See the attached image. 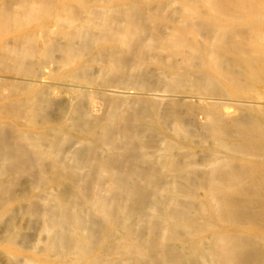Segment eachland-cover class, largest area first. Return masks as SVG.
Instances as JSON below:
<instances>
[{"label":"bare ground","instance_id":"obj_1","mask_svg":"<svg viewBox=\"0 0 264 264\" xmlns=\"http://www.w3.org/2000/svg\"><path fill=\"white\" fill-rule=\"evenodd\" d=\"M262 30L264 0H0L13 264H264Z\"/></svg>","mask_w":264,"mask_h":264},{"label":"rangeland","instance_id":"obj_2","mask_svg":"<svg viewBox=\"0 0 264 264\" xmlns=\"http://www.w3.org/2000/svg\"><path fill=\"white\" fill-rule=\"evenodd\" d=\"M264 31V30H262ZM199 39H203L202 36H198ZM56 68L55 64H51L49 67H46L44 69H42L43 74L52 72L54 69ZM24 77H19L17 79H23ZM0 79H7V74H5V76H0ZM38 79L44 80V81H48L49 78L47 76H43L40 77ZM2 95H7V89L4 90L3 92L0 93V96ZM47 95L49 96V98H51L52 100L56 101V102H61L64 100H68L70 98V92L67 89H63V88H58V87H52L51 89L49 88L47 91ZM170 96H168L169 98ZM230 96H226V95H220L217 97H214L213 101H223V102H230L228 100ZM173 98H176L177 100H199L198 94H194V93H183V94H175L173 96ZM1 100V98H0ZM264 100V99H263ZM234 103H238V101H233ZM241 103V102H239ZM249 102H246V104H248ZM252 104V103H251ZM254 104V103H253ZM256 105H264V103H255ZM224 113L226 116H239L241 115V111L238 110L237 107L232 106V107H225L223 109ZM191 117H197V121H201V122H205L207 119V116L204 112L200 111V110H196L195 114H191ZM252 123V121H251ZM243 131L240 130L238 132V134L235 136V138H239L240 137V133H242ZM201 153H199L198 158L200 159L201 157ZM30 179L28 177H24L21 179V183H20V187H25L28 188L30 185ZM1 228H0V232H1ZM32 232H34L33 230H31ZM6 246H7V237L4 235H0V264H13L14 261L16 259H19V253L15 250L13 251V253L9 254L7 253L6 250Z\"/></svg>","mask_w":264,"mask_h":264}]
</instances>
